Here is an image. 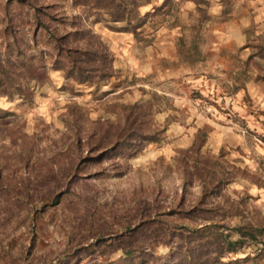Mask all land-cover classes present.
Masks as SVG:
<instances>
[{
    "label": "rangeland",
    "instance_id": "rangeland-1",
    "mask_svg": "<svg viewBox=\"0 0 264 264\" xmlns=\"http://www.w3.org/2000/svg\"><path fill=\"white\" fill-rule=\"evenodd\" d=\"M74 1L35 0L57 19L50 22L57 34L68 32L79 17L100 36L115 77L70 92L62 73L51 67L52 45L42 32L34 36L29 12L16 15L11 0L18 45L8 52L22 53L25 76L11 86L6 80V94H0V264L56 263L80 244L93 243L97 229L123 233L141 214L193 227L178 212L204 197L196 172L204 161L218 163L226 178L215 202L233 203L243 209L245 221L263 224L264 0H204L203 10L189 0H152L137 9L145 23L136 35L108 31L91 16L85 20L87 12ZM8 2L0 0L3 51L2 9ZM154 93L162 99L150 120L162 131L160 140L144 143L129 159L92 162L97 153L85 145L92 133L116 121L122 107L144 104ZM78 137L83 146L77 149ZM79 156L87 158L79 184L59 206L41 212L34 199L17 200L18 188L67 169ZM38 186L40 196L48 185ZM169 254L170 248L155 250L162 261ZM121 255L95 260L115 263ZM216 264L264 260L250 244Z\"/></svg>",
    "mask_w": 264,
    "mask_h": 264
},
{
    "label": "trees",
    "instance_id": "trees-1",
    "mask_svg": "<svg viewBox=\"0 0 264 264\" xmlns=\"http://www.w3.org/2000/svg\"><path fill=\"white\" fill-rule=\"evenodd\" d=\"M151 1L75 0L74 4L85 9V20L91 16L95 23L104 24L108 31L136 35L138 28L145 23V19L139 17L137 9ZM189 1L203 10L201 6L204 0ZM11 6L9 0L2 9L7 23L3 32L5 43L1 45L7 51H3L0 46L1 95L6 94V80L11 86L15 83V78L25 76L22 53L8 52L18 45L14 30L16 18H11ZM21 10L29 12L34 36L40 31L52 45L55 53L50 55L51 67L62 73L70 92H73L74 86L96 88L108 84L115 77L112 72L113 58L108 46L100 36L82 26L77 21L79 17L74 18L68 32L59 35L50 26V22L57 19L49 13V7L38 6L35 0H16V15ZM161 99L154 93L144 104L122 107L116 121L104 123L101 129L87 139L85 145L88 152L97 153L90 160L101 164L105 160L129 159L139 152L144 143H157L162 131L152 125L150 117L155 111H159ZM75 146L77 149L83 146L79 137ZM86 159L79 156L67 169L51 173L42 181L37 180V185L36 181L31 187L26 185L18 188L17 200L34 199L36 204L39 203L41 212L59 206L63 197L79 184V173ZM204 162L202 169H196L204 182V197L198 205L178 212L179 218L188 220L193 227L165 221L159 217L161 214L155 217L141 214L135 224H126L123 233L106 234L102 228L97 229L93 243L80 244L62 259L50 264H216L226 255L250 244L257 247V256L264 260V223L245 221L243 209L233 203L223 206L215 202L222 193L226 178L223 172L217 170L218 163L207 166V161ZM65 179L68 181L64 184ZM40 183L48 185L42 194L39 192L41 197L36 192ZM29 192L36 195H30ZM232 218L238 219L240 223L236 226L224 223ZM159 247L170 248V259L163 260L165 263L162 258L155 256V250ZM117 252L122 255L115 263L109 259L100 263L95 260Z\"/></svg>",
    "mask_w": 264,
    "mask_h": 264
}]
</instances>
